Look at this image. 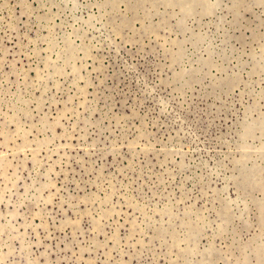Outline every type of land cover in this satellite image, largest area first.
Masks as SVG:
<instances>
[{
    "label": "rangeland",
    "instance_id": "1",
    "mask_svg": "<svg viewBox=\"0 0 264 264\" xmlns=\"http://www.w3.org/2000/svg\"><path fill=\"white\" fill-rule=\"evenodd\" d=\"M0 264H264V0H0Z\"/></svg>",
    "mask_w": 264,
    "mask_h": 264
},
{
    "label": "bare ground",
    "instance_id": "2",
    "mask_svg": "<svg viewBox=\"0 0 264 264\" xmlns=\"http://www.w3.org/2000/svg\"><path fill=\"white\" fill-rule=\"evenodd\" d=\"M114 1H115V0H114ZM141 24H142V23H141ZM65 113H66V112H65ZM61 115H62V114H61ZM75 128H76V127H75ZM75 128H74V129H75Z\"/></svg>",
    "mask_w": 264,
    "mask_h": 264
}]
</instances>
